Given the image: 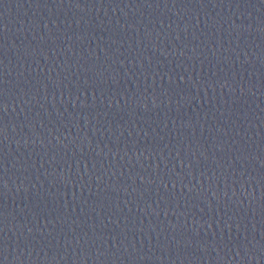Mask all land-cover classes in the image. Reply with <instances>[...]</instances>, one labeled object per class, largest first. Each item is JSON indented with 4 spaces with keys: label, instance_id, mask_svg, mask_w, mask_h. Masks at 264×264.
<instances>
[{
    "label": "water",
    "instance_id": "water-1",
    "mask_svg": "<svg viewBox=\"0 0 264 264\" xmlns=\"http://www.w3.org/2000/svg\"><path fill=\"white\" fill-rule=\"evenodd\" d=\"M0 264H264V0H0Z\"/></svg>",
    "mask_w": 264,
    "mask_h": 264
}]
</instances>
